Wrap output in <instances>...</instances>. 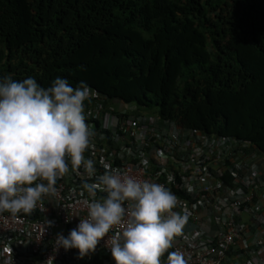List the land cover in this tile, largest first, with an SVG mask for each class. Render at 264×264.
Masks as SVG:
<instances>
[{
    "label": "trees",
    "instance_id": "obj_1",
    "mask_svg": "<svg viewBox=\"0 0 264 264\" xmlns=\"http://www.w3.org/2000/svg\"><path fill=\"white\" fill-rule=\"evenodd\" d=\"M56 76L264 155V0H0V76Z\"/></svg>",
    "mask_w": 264,
    "mask_h": 264
},
{
    "label": "built area",
    "instance_id": "obj_2",
    "mask_svg": "<svg viewBox=\"0 0 264 264\" xmlns=\"http://www.w3.org/2000/svg\"><path fill=\"white\" fill-rule=\"evenodd\" d=\"M130 108L90 90L84 113L92 135L83 156L93 160L95 174L88 177L82 165L73 170L66 157L68 172L56 180L53 193L42 194L28 213L0 212V264H114L108 244L122 225L83 258L78 249L55 245L57 233L67 235L86 218L92 197L82 182H95L103 163L164 184L177 196L174 210H187L161 264L169 253H178L183 264H227L236 254L231 264H264V155L251 142L185 129L159 113ZM104 195L97 189L95 199Z\"/></svg>",
    "mask_w": 264,
    "mask_h": 264
},
{
    "label": "clouds",
    "instance_id": "obj_3",
    "mask_svg": "<svg viewBox=\"0 0 264 264\" xmlns=\"http://www.w3.org/2000/svg\"><path fill=\"white\" fill-rule=\"evenodd\" d=\"M89 97L84 81L73 86L56 76L42 87L32 76H0V212L28 213L42 194L53 193L56 180L68 172L66 157L73 170L82 165L88 177L95 174L93 160L83 156L92 135L84 113ZM103 168L95 182H82L92 197L86 218L67 235L57 233L55 245L78 249L77 257L83 258L110 229L122 225L108 244L114 264H161V255L187 221V210H174L177 196L164 184L136 179L107 163ZM97 189L105 193L102 199H95ZM167 264L183 261L169 253Z\"/></svg>",
    "mask_w": 264,
    "mask_h": 264
},
{
    "label": "rangeland",
    "instance_id": "obj_4",
    "mask_svg": "<svg viewBox=\"0 0 264 264\" xmlns=\"http://www.w3.org/2000/svg\"><path fill=\"white\" fill-rule=\"evenodd\" d=\"M132 110H135L137 109V107L135 105L131 106ZM139 111L141 113H156L158 111V108L157 107H153V108H140Z\"/></svg>",
    "mask_w": 264,
    "mask_h": 264
},
{
    "label": "crops",
    "instance_id": "obj_5",
    "mask_svg": "<svg viewBox=\"0 0 264 264\" xmlns=\"http://www.w3.org/2000/svg\"><path fill=\"white\" fill-rule=\"evenodd\" d=\"M238 253V252H237ZM235 261H238V254L234 255L233 256V259L231 262H235ZM231 262L227 263V264H231Z\"/></svg>",
    "mask_w": 264,
    "mask_h": 264
}]
</instances>
